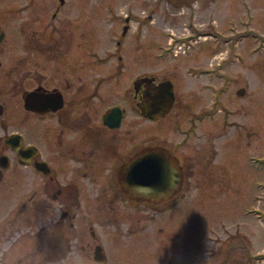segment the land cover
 Segmentation results:
<instances>
[{
  "label": "flooded vegetation",
  "instance_id": "1",
  "mask_svg": "<svg viewBox=\"0 0 264 264\" xmlns=\"http://www.w3.org/2000/svg\"><path fill=\"white\" fill-rule=\"evenodd\" d=\"M167 1L196 13L192 0ZM110 2L0 0V264H5L9 238H16L9 243L18 247L21 226L38 229L35 236L43 229L54 234L87 226L97 246L95 224L117 220L119 212H132L136 203L156 207L171 200L200 163L206 170L211 167L216 141L218 146L225 138L208 132L209 152L191 158L197 164L192 172L181 164L186 159L178 155L180 149L204 139V124L214 122L222 110L215 107L211 92L207 106L184 112L173 76L139 69L151 58L164 57V47L147 41L128 44L132 13L118 18ZM212 13L207 29H196L198 23L190 14L185 28L205 35L223 32L212 26ZM96 19L100 33L89 28ZM101 20L111 25L104 39ZM150 20V14L144 16L143 26L148 27ZM259 37L263 48L264 35ZM209 52L213 54L214 48ZM185 72L205 79V88L210 89L214 72L210 67L187 63ZM168 118L179 140L162 136ZM136 134L142 136L136 139ZM133 160H173L181 177L175 193L153 200L134 197L128 188ZM8 198L14 203L8 205ZM85 237L81 232L73 238L80 242ZM63 239L69 244L72 237ZM258 254L244 264L264 259L262 252Z\"/></svg>",
  "mask_w": 264,
  "mask_h": 264
},
{
  "label": "rangeland",
  "instance_id": "2",
  "mask_svg": "<svg viewBox=\"0 0 264 264\" xmlns=\"http://www.w3.org/2000/svg\"><path fill=\"white\" fill-rule=\"evenodd\" d=\"M110 1L115 4L118 18L125 19L129 15L126 13H132L128 44L147 41L154 47H164V57L157 59L161 61L151 58L150 64L139 69H156L161 76H173L184 112L207 106L212 92L215 107L222 111L203 129L225 138L219 140L218 146L216 141V158L211 167L206 170L200 163L171 200L156 207L136 203L132 212H119L117 220L94 225L97 244L106 254L104 263L94 259L96 243L87 226L59 229L54 234L43 229L38 237L34 235L38 229L21 226L18 247L9 243L16 238L7 240L5 264H16L17 252L18 264H244L245 259L260 256L258 252L264 254V45L255 51L259 34L264 35V0H192L196 13L189 14L198 23L196 29H207L208 14L213 12L212 26L223 31L213 32V36L187 30L184 21L188 9L177 1ZM93 6H88V14ZM149 14L150 25L144 27L143 17ZM103 22L102 39L111 31L109 22ZM96 23L97 19L89 28L99 32ZM255 27L262 28L261 32H255ZM177 42H181L180 46ZM156 50L160 49H152ZM187 63L214 71L210 89L205 88V79L186 74ZM240 90L244 93L239 94ZM170 120H166L167 133L162 136L179 140L180 136L169 127ZM134 124L137 131L136 121ZM241 126L244 128L239 130ZM207 134L202 140H192L178 153L186 159L181 164L189 166L190 172L197 165L191 158L209 152L211 134ZM255 157L257 160H252ZM12 203L14 198H8L7 204ZM256 214L261 217L256 218ZM81 232L86 237L77 242L74 234ZM66 235L72 237L69 244L63 239ZM253 264H264V259Z\"/></svg>",
  "mask_w": 264,
  "mask_h": 264
},
{
  "label": "water",
  "instance_id": "3",
  "mask_svg": "<svg viewBox=\"0 0 264 264\" xmlns=\"http://www.w3.org/2000/svg\"><path fill=\"white\" fill-rule=\"evenodd\" d=\"M243 93L244 90H240L239 94ZM132 162L135 163L131 170L133 179L129 180L128 188L134 197L141 200H153L154 197L169 198L175 193L181 177L173 160L166 162L163 160H133ZM95 260L98 263L106 261V254L100 245L96 247Z\"/></svg>",
  "mask_w": 264,
  "mask_h": 264
}]
</instances>
